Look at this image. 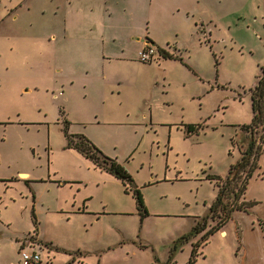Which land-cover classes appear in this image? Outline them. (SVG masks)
I'll list each match as a JSON object with an SVG mask.
<instances>
[{
    "label": "rangeland",
    "instance_id": "374dc122",
    "mask_svg": "<svg viewBox=\"0 0 264 264\" xmlns=\"http://www.w3.org/2000/svg\"><path fill=\"white\" fill-rule=\"evenodd\" d=\"M54 36L66 39L64 53L75 48L79 55L67 79L53 65L60 41ZM147 42L155 48L151 65L138 59ZM119 44L133 59L102 57L120 55ZM158 48L189 68L177 59L160 63ZM88 54L99 58L98 67L78 73L77 59ZM261 66L264 0H0V179H7L0 181V264H20L23 249L40 253L41 264H165L172 241L207 214L217 195L206 176L224 177L240 156L231 140L248 141L239 126L251 120L249 90ZM62 80L73 82L60 95ZM63 117L69 132L132 176L148 211L141 224L119 181L100 187L85 176L90 181L76 194V184L45 180L55 168L62 172L56 179L68 174ZM185 124L196 129L187 132ZM75 160L70 175L86 172L74 171ZM257 164L237 200L248 202L247 211H232L198 248L195 264H264V146ZM82 198H89L86 211L70 214ZM218 219L209 218L207 228ZM35 226L52 244L37 238ZM201 234L183 243L175 264H186ZM78 250L83 256L71 262Z\"/></svg>",
    "mask_w": 264,
    "mask_h": 264
},
{
    "label": "trees",
    "instance_id": "16d2710c",
    "mask_svg": "<svg viewBox=\"0 0 264 264\" xmlns=\"http://www.w3.org/2000/svg\"><path fill=\"white\" fill-rule=\"evenodd\" d=\"M143 47H141L138 51V59L139 52L143 49ZM157 51L159 52V56L162 58L177 59L189 68L180 55H172L162 48H158ZM153 57L154 54L148 61H142L140 59L139 61L143 63H151ZM249 91L252 117L249 123L241 124L239 126V133L242 137H247L248 141L247 143H243L241 142V139L231 140L232 145L236 144L237 147H239L240 156L238 160L229 167L224 177L214 174L206 176L209 180L213 179L215 181L218 188L217 195L211 202L207 214L199 218L200 220H197L188 232L179 235L172 241L165 264H175L173 258L177 250L183 245V243L190 241L192 237L202 232L200 237L191 244L189 256L186 262V264H195L197 257L202 254L201 251H198V248L206 244L209 236L218 231L230 219L232 211L234 209L247 211V207L249 206L248 202L242 201L237 203V200L243 195L247 179L251 176L252 171L258 167V156L261 154L262 147L264 146V66L260 67V74L257 76L255 84ZM62 123L63 135L66 140L65 147L75 149L82 156L89 159L96 167L120 180L124 186V192H130L134 199L139 223L141 224L142 220L148 215V211L143 201L142 194L137 188V185L134 183V180L129 172H127L124 166L117 162L114 158L104 154L82 134L69 133L67 129V120L63 119ZM185 128L187 132H191L196 129V126L192 124H185ZM6 180L7 179H0V181ZM230 194L232 195L231 201H225L227 197H230ZM31 198L32 200L34 199L33 194ZM215 217L219 218L218 221L213 226L207 228V220ZM31 218L34 225H36L37 223L33 205ZM138 245L141 248L145 247V244L139 243ZM55 250L59 252L64 251L59 248H56ZM72 261H74V256L71 257V262Z\"/></svg>",
    "mask_w": 264,
    "mask_h": 264
},
{
    "label": "crops",
    "instance_id": "0c3cea01",
    "mask_svg": "<svg viewBox=\"0 0 264 264\" xmlns=\"http://www.w3.org/2000/svg\"><path fill=\"white\" fill-rule=\"evenodd\" d=\"M97 31L100 29V28H95ZM55 37V41H56V39H57V37L56 36H54ZM59 38V40L60 41H56L57 42V47H58V49L59 50H56V52L55 53H57V56H55L54 58H52V59H54L55 61L53 62V65L54 66H57V68H59L60 69V71H61V74L60 75H64L65 76V78L67 79L68 77H69V72H70V69H71V65L73 64V62H74V59L75 58H79V55H75V53H76V51L74 50V49H72V50H70V51H67V53H64V51H65V49L63 48V41L64 40H66L65 38H64V36H61V37H58ZM102 39H103V35H102ZM139 39V38H138ZM137 39V40H138ZM104 40L102 41V43H101V45H99L97 48L98 49H101L102 50V45L104 44ZM111 43V42H110ZM145 44V43H144ZM91 46H93V45H89L88 47H90L91 48ZM142 46H144L143 44H142ZM118 48H119V52H120V55H117V56H113V55H106V56H102L103 58H106L105 60H107V61H110V60H116V59H124V60H126V61H128L129 59H133V58H131V57H128V56H126V55H124V50H123V46H122V44H119L118 46H117ZM141 49V48H140ZM139 49V50H140ZM104 48H103V52H104ZM60 55H62L63 57L61 58V59H58V56H60ZM65 56H67V58H65ZM69 56V57H68ZM72 57V58H71ZM71 58V59H70ZM136 58H137V56H136ZM94 59H96V60H99V58L98 57H92V55H90V54H88V55H85L84 56V58L82 57V58H80V59H77V63H78V68H79V71H78V73H80L82 70H85V71H88L89 69H91V68H97L98 66H97V63L95 62V60ZM109 59V60H108ZM162 60L160 61V63H162V64H165V63H167L168 61H163V60H169V59H165V58H161ZM158 61V60H157ZM151 62H153V60H151ZM185 62V61H184ZM142 64H144V65H146V63H142ZM155 64V63H154ZM147 65H151V63H149V64H147ZM102 67L104 68V63L102 64ZM165 72L166 71H164V70H162L161 72H160V74H161V76L163 75V73H164V75H166L165 74ZM58 73H60V72H58ZM59 77V76H58ZM58 77H57V79H58ZM165 77V76H164ZM164 77H162L161 78V81L164 83V86L166 85L165 84V82H164ZM72 82H73V80H69V82L68 81H64V80H62V81H59V82H57L56 84H60L58 87L60 88H58L59 90H60V95H63L67 90H69V88H70V86H71V84H72ZM62 83V84H61ZM138 83H140V82H138ZM152 84V80H151V77L148 79V81H147V84ZM119 93H120V90H119ZM86 94V93H85ZM105 94V93H104ZM118 95H120V94H118ZM64 118V117H63ZM65 120H67V122H68V125H67V129H68V132H69V124H70V121L67 119V117H65L64 118ZM69 133H71V132H69ZM73 134V133H72ZM65 151H64V154H63V156L64 155H67V162H65L64 163V168H65V170H66V172L68 173V174H63V176L66 178V179H63V180H60V179H56V177H57V175L58 174H60V173H62L61 172V170H58V168H55V169H57V170H55L52 174H48L47 176H46V178H45V180L46 181H49L50 183H52V184H54V183H57V185L56 186H64L65 185V182H67V183H71V185H77V186H74V187H76V189L79 187L78 185H81V184H83L84 183V181L86 182L87 180L88 181H90L89 179H87V180H85V176L86 177H91L92 179H95V180H98V183L100 184V187L102 186V185H104L105 183H106V180H116V181H119L120 182V180H118L117 178H115L114 176H112L111 174H109V173H107V172H105L104 170H101L100 168H98V167H96L89 159H87V158H85L84 156H82L78 151H76L75 149H73V148H65L64 149ZM109 154H112V152H109ZM74 157L76 158V160H75V162H74V164H73V167L75 168V170L74 171H76V170H83L84 169V171H86V172H88V173H86V172H82V171H77V172H71V174L72 175H70V173H69V164H70V161H71V159H74ZM114 159H116V158H114ZM62 160H63V158H62ZM62 160H61V162H62ZM117 160V159H116ZM122 164V163H121ZM53 166H52V162H50L49 163V169L50 168H52ZM20 174V176L21 177H24V178H27V179H25L24 181H26V183H28V186H29V184L30 183H32L33 181H31L30 179H29V172L28 171H22V172H20L19 173ZM23 175V176H22ZM61 176V175H60ZM63 176H61V177H63ZM84 185H91L90 183L89 184H84ZM121 185H122V183H121ZM95 188H98V186L97 185H93ZM122 187H123V189H124V186L122 185ZM76 192V194H77V192H80L79 191V188H78V190L77 191H75ZM105 192L107 193V194H111L110 193V191H108V190H105ZM76 194H73L72 196L76 199L77 197H76ZM79 198V197H78ZM34 199H35V201H36V197L34 196ZM69 199V198H68ZM88 199L89 198H82L81 199V206H78L79 208H75L74 207V210H71L72 212L70 213V214H72V215H74V214H80V213H84L86 210V208H87V203L89 202L88 201ZM75 202H76V200H75ZM106 207V206H105ZM105 207H102V208H105ZM111 213V215H113V214H115V213H120V214H122V213H126V212H110ZM36 218V217H35ZM145 219V218H144ZM143 219V220H144ZM37 220V219H36ZM142 220V221H143ZM38 223V222H37ZM38 226V225H37ZM36 230H37V238L39 239V240H41L42 242H45L46 244L48 243V244H52V243H50L49 241H43L42 239H40L39 237H38V233H39V230H38V227L36 228ZM178 237V236H177ZM46 247V246H45ZM57 247V246H56ZM48 248H46V250H47ZM51 254H55V248H49V250H48ZM77 253H79V254H77V255H75V254H73L74 255V260L76 259V258H79V257H82L83 256V253L81 252V251H77ZM71 257H72V254H71ZM71 257H70V261H71ZM73 262V261H72Z\"/></svg>",
    "mask_w": 264,
    "mask_h": 264
},
{
    "label": "built area",
    "instance_id": "2783aa9c",
    "mask_svg": "<svg viewBox=\"0 0 264 264\" xmlns=\"http://www.w3.org/2000/svg\"><path fill=\"white\" fill-rule=\"evenodd\" d=\"M155 53V48L148 42L144 44L143 49L139 52V59L142 61H148ZM27 250H20V264H41L42 259L40 253Z\"/></svg>",
    "mask_w": 264,
    "mask_h": 264
}]
</instances>
